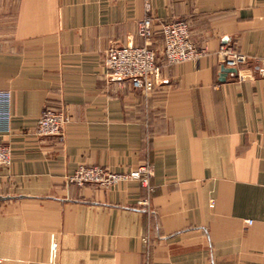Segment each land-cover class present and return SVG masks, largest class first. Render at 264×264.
Listing matches in <instances>:
<instances>
[{"label": "crops", "instance_id": "obj_1", "mask_svg": "<svg viewBox=\"0 0 264 264\" xmlns=\"http://www.w3.org/2000/svg\"><path fill=\"white\" fill-rule=\"evenodd\" d=\"M148 8L161 81L145 95L113 80L105 55L145 45ZM174 21L205 57L164 62ZM223 44L249 58L254 79L222 73ZM263 58L264 0H0L10 94L0 143L12 149L0 169V264H264ZM47 108L71 116L63 141L35 134ZM143 164L147 186L67 182L82 165Z\"/></svg>", "mask_w": 264, "mask_h": 264}, {"label": "built area", "instance_id": "obj_2", "mask_svg": "<svg viewBox=\"0 0 264 264\" xmlns=\"http://www.w3.org/2000/svg\"><path fill=\"white\" fill-rule=\"evenodd\" d=\"M154 18L148 8L146 16L138 26L139 36L144 39V46L114 44L105 55V65L111 78L130 82L132 87L148 95L152 93L161 81V66L157 63V51L152 47L154 39ZM163 57L167 65H176L188 61H198L208 53L206 49L194 46L190 37V26L184 21H174L163 28ZM218 56L223 66L237 70V80L247 82L256 77L255 69L249 65V58L237 52L233 47L223 44L218 50ZM264 76V58L256 61ZM10 94L0 92V134L9 133L10 127ZM71 121V116L63 110L47 108L40 116L35 128V134L40 137H55L63 141L65 129ZM12 164V149L7 144L0 143V169ZM153 167L143 164L128 172L117 173L102 167L80 166L67 177L69 184L83 187L93 184L110 189L117 184L129 180H139L145 186L153 176ZM58 244L51 245L52 259L56 258Z\"/></svg>", "mask_w": 264, "mask_h": 264}, {"label": "water", "instance_id": "obj_3", "mask_svg": "<svg viewBox=\"0 0 264 264\" xmlns=\"http://www.w3.org/2000/svg\"><path fill=\"white\" fill-rule=\"evenodd\" d=\"M225 72H237V70L236 69H234V68H230V69H228V68H226V67H223L222 68V73L224 74ZM113 80H119V79H117V78H112ZM1 199H3V198H0V200Z\"/></svg>", "mask_w": 264, "mask_h": 264}]
</instances>
